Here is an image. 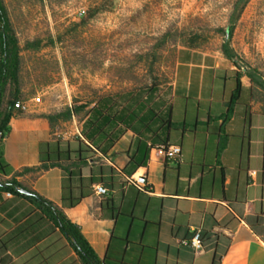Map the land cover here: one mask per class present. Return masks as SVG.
Segmentation results:
<instances>
[{
	"label": "crops",
	"instance_id": "obj_1",
	"mask_svg": "<svg viewBox=\"0 0 264 264\" xmlns=\"http://www.w3.org/2000/svg\"><path fill=\"white\" fill-rule=\"evenodd\" d=\"M224 42L181 46L172 80L119 99L117 121L96 119L101 132L86 125L97 102L86 107L84 117L54 123L48 115L63 110L15 109L3 140L14 172L0 179L16 176L62 205L65 172L60 166L43 168L41 161V144L61 140L62 147L81 150L87 159L84 180L77 175L73 182L91 191L66 212L102 259L264 264V89L227 57ZM9 99L10 91L3 108ZM19 101L29 102L24 94ZM172 145L181 147L175 157L168 154ZM143 174L150 190L132 182ZM99 184L107 194L95 192ZM198 231L202 248L182 243ZM0 264L83 262L32 200L0 189Z\"/></svg>",
	"mask_w": 264,
	"mask_h": 264
},
{
	"label": "rangeland",
	"instance_id": "obj_2",
	"mask_svg": "<svg viewBox=\"0 0 264 264\" xmlns=\"http://www.w3.org/2000/svg\"><path fill=\"white\" fill-rule=\"evenodd\" d=\"M23 47L22 90L47 111L167 85L183 45L217 47L238 0H4ZM231 45L264 75V0H250ZM86 110L80 113L84 117Z\"/></svg>",
	"mask_w": 264,
	"mask_h": 264
},
{
	"label": "trees",
	"instance_id": "obj_3",
	"mask_svg": "<svg viewBox=\"0 0 264 264\" xmlns=\"http://www.w3.org/2000/svg\"><path fill=\"white\" fill-rule=\"evenodd\" d=\"M250 0H238L234 6L231 15V24L227 28H220L219 30L225 34V42L223 43V51L229 59H231L238 68L244 67L246 74L252 80L264 89V75L256 68H251L245 64L240 55L231 45V40L234 34V23L240 17L242 11ZM0 41H1V71H0V175L10 176L13 174V167L6 161L4 156L3 140L10 133L11 126L9 122L14 114L15 109H19L15 104L22 98V80L20 77L22 67V51L24 48H39L41 41H30L25 47L20 43L18 35L13 27L8 8L4 0H0ZM187 46H196L194 44ZM197 47V46H196ZM240 75V72H238ZM239 83V87H240ZM158 85L152 84L141 87L138 92H152L156 91ZM10 91V99L7 108H3L4 100L7 93ZM108 94L103 96L97 101L93 108V118L90 117L86 125L93 126L94 133L101 132L103 126L101 120L96 119L107 116L112 121H117V104L119 99L124 100L128 94ZM89 105H73L67 107L65 110L48 115L52 123L59 118L70 120L74 116L80 114ZM2 134V135H1ZM90 138V137H89ZM112 142H115L113 139ZM62 141L57 140L53 142H43L41 144V161L42 167L48 168L51 166H60L65 172V180L63 183V204L58 205L48 198L44 197L34 189H31L21 183L16 176L6 179H0V189L8 190L11 193L24 196L32 200L44 214H46L61 232L70 240L71 244L76 249L83 264H114L107 259H102L94 250L92 245L86 239L82 228L79 224L75 223L68 216L66 209L77 205L84 197L88 196L91 191L84 190L81 184L75 185L73 182L74 176H79L81 181L82 177L81 168L87 164V159L79 155L81 150H73L69 146L64 148L61 146ZM94 146L96 144L93 143ZM91 148L90 146H88ZM75 155H77L75 157ZM21 188H25L28 192L22 193ZM77 189L79 193L77 194ZM150 189V187H149Z\"/></svg>",
	"mask_w": 264,
	"mask_h": 264
},
{
	"label": "built area",
	"instance_id": "obj_4",
	"mask_svg": "<svg viewBox=\"0 0 264 264\" xmlns=\"http://www.w3.org/2000/svg\"><path fill=\"white\" fill-rule=\"evenodd\" d=\"M15 106L17 108H20L22 111H27L29 109V105L21 101H18L15 104ZM180 152H181V147L179 145H172L168 149V154L171 157H175L176 155H179ZM132 182L138 184L144 190H150L147 176L144 174L138 177H135ZM94 190L98 194H107L109 191L108 188L102 184L95 185ZM182 243L185 245L191 246L195 249L202 248L203 244H202L201 231H198L191 240H183Z\"/></svg>",
	"mask_w": 264,
	"mask_h": 264
},
{
	"label": "water",
	"instance_id": "obj_5",
	"mask_svg": "<svg viewBox=\"0 0 264 264\" xmlns=\"http://www.w3.org/2000/svg\"><path fill=\"white\" fill-rule=\"evenodd\" d=\"M0 184H1V183H0ZM20 191H21L22 193H27V192H28L25 188H21Z\"/></svg>",
	"mask_w": 264,
	"mask_h": 264
}]
</instances>
